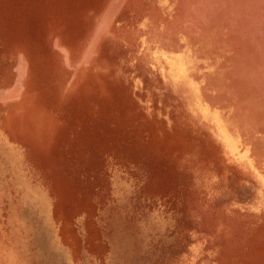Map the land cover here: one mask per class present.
<instances>
[{
    "label": "rangeland",
    "instance_id": "1",
    "mask_svg": "<svg viewBox=\"0 0 264 264\" xmlns=\"http://www.w3.org/2000/svg\"><path fill=\"white\" fill-rule=\"evenodd\" d=\"M181 1L0 0V264H217L219 216L264 225L258 186L195 110H216L261 165L262 89L236 85ZM155 50L187 51L191 93Z\"/></svg>",
    "mask_w": 264,
    "mask_h": 264
},
{
    "label": "bare ground",
    "instance_id": "2",
    "mask_svg": "<svg viewBox=\"0 0 264 264\" xmlns=\"http://www.w3.org/2000/svg\"><path fill=\"white\" fill-rule=\"evenodd\" d=\"M163 1L167 2V0H163ZM181 3H184V0H182ZM180 6L181 5L179 4V7ZM184 6H185V9L187 8V10L185 13L182 11L183 12L182 14L184 16L188 13L187 11H189L188 20L190 21L189 22L187 21V22L190 24H193V26L190 27V25L186 23V25H188L189 27L188 28L189 30L191 28L193 29L188 32L190 34H191V31H194V33L196 32L194 34L195 36L198 34L197 32H199V35L205 40V42H208V44L213 47H217L219 53L226 51L227 53L231 54L232 57L235 59V61L233 62L234 69L238 72V74L239 73L242 74L240 77L238 76V80H236V83H237L236 85H238L239 87L240 86L245 87L247 88V90L249 87H256V88L260 87V89L259 88L258 89L259 90L262 89V94L264 96V0H185L183 7ZM184 18L186 17H183V20H185ZM177 20L178 19H176V21ZM183 20L181 19V21ZM181 21L179 18V23ZM183 22L185 23V21ZM183 22L182 24H184ZM177 28H180V27H177ZM196 28L198 31L196 30ZM188 29L186 28L185 30H188ZM194 35H191V36H194ZM209 36H211L210 39H209ZM185 52L187 51L183 50L181 52L174 53V52H168L164 50H155L151 53V61L159 69V72L161 74L163 73L165 74L164 76L166 77L168 81L174 83L175 85L182 86V89L183 87L188 89V91L191 93L193 89V84L189 81V77H190V73H192L193 68L195 67H193L194 62L193 63L191 62V60L193 59H190L189 56ZM211 84L212 83H210V86ZM244 94L247 95L248 93H243L242 98L245 97ZM259 96L260 95H258V98ZM258 98H255V101ZM204 99L206 100L205 97ZM215 99L216 97H214L213 99L216 102ZM261 102H264V99ZM243 105H246V103L245 104L243 103ZM247 108L249 109V107ZM195 110H197V112L200 114L201 120L211 130L212 134L219 142L222 148V151H223V155L226 158V160L229 163H231L233 167H235V169L238 171L240 175L251 180L254 184L258 186V190H257L258 205L252 206L250 208L253 210V212L254 211L262 212L264 214V179L261 174L263 167H264V160L262 161L261 165H259V167L253 166V158L251 155V151L248 147L249 144L247 143L248 145H246L243 141H241V139H239L236 135L232 134L229 131V125L219 116L216 110L208 106H202L199 108L196 106ZM256 111L258 110L256 109ZM244 113L243 115L247 114V113L245 114ZM248 116L247 118H249L252 121L251 117H248ZM240 117H244V116H240ZM249 123L251 122H248L247 124ZM261 125H264V124H261ZM244 126L245 128H247L246 126L249 127V125H244ZM260 128L261 126L259 127V130ZM255 147L257 148V146ZM222 219H224L223 220L224 223H230L229 225L231 226V234L229 236V240L228 241L221 240L220 231H219L220 229L218 227L217 228L213 227L210 234H213L214 236L208 240L209 247H207V249H213L216 246V248L218 249V247H220L222 243L224 244L226 242L221 253L217 256V264H264V225L256 231H252V229H250V232L245 231V230L241 231L240 226H242V224L239 226L235 225V226H238L235 229L234 224L236 222L234 223L233 222L234 220L232 221L230 218H227L226 216L221 215L217 219L218 223H219V220H222ZM248 232L250 233L249 237H247ZM236 238L238 239L237 242H235Z\"/></svg>",
    "mask_w": 264,
    "mask_h": 264
},
{
    "label": "crops",
    "instance_id": "3",
    "mask_svg": "<svg viewBox=\"0 0 264 264\" xmlns=\"http://www.w3.org/2000/svg\"><path fill=\"white\" fill-rule=\"evenodd\" d=\"M252 154H253V153H251V155H252ZM263 160H264V159H263ZM256 162L259 163V162L256 160V158H253V166H254V167H259V165H258ZM261 174H262L263 179H264V167H263V170H262V173H261ZM248 181H249V183H250L251 186L254 185V183H251V180L248 179ZM253 187H254V186H253ZM48 222H49V221L46 222V230H47L48 232H50V231H52V229H51V228H52V223H53V224H55V223H54V220H51L49 224H48ZM20 227H22V228L24 229L25 225H24V223H20L19 221H17V224L15 223V229L20 228ZM52 232H53V231H52ZM1 239L3 240V238H0V240H1ZM23 249H24V246H23ZM70 260H71V264H72V259H70Z\"/></svg>",
    "mask_w": 264,
    "mask_h": 264
}]
</instances>
